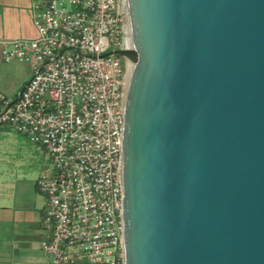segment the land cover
<instances>
[{"label": "water", "instance_id": "water-1", "mask_svg": "<svg viewBox=\"0 0 264 264\" xmlns=\"http://www.w3.org/2000/svg\"><path fill=\"white\" fill-rule=\"evenodd\" d=\"M126 3L125 264H264V0Z\"/></svg>", "mask_w": 264, "mask_h": 264}, {"label": "built area", "instance_id": "built-area-1", "mask_svg": "<svg viewBox=\"0 0 264 264\" xmlns=\"http://www.w3.org/2000/svg\"><path fill=\"white\" fill-rule=\"evenodd\" d=\"M34 39L0 40L6 62L34 75L0 126L46 148L37 180L47 198L42 249L57 264H125L122 122L128 60L126 0H34Z\"/></svg>", "mask_w": 264, "mask_h": 264}, {"label": "crops", "instance_id": "crops-1", "mask_svg": "<svg viewBox=\"0 0 264 264\" xmlns=\"http://www.w3.org/2000/svg\"><path fill=\"white\" fill-rule=\"evenodd\" d=\"M33 4L34 0H0V40L37 37ZM2 130L0 128V264H57L41 246L46 230L35 222L33 232L27 233L20 225L23 217L16 199V161L8 158L9 152L14 153L11 151L15 143Z\"/></svg>", "mask_w": 264, "mask_h": 264}, {"label": "rangeland", "instance_id": "rangeland-1", "mask_svg": "<svg viewBox=\"0 0 264 264\" xmlns=\"http://www.w3.org/2000/svg\"><path fill=\"white\" fill-rule=\"evenodd\" d=\"M0 46V94L8 101H15L25 85L32 79L34 68L32 63L18 59L6 62L1 56ZM4 135L13 139L15 149L9 152V160L16 161L17 202L22 212L23 220L20 223L27 233H32V227L37 225L46 230L44 213L47 206L46 196L39 190L37 180L50 165L49 154L45 147L33 143L26 135L13 129L0 126ZM2 132V135H3ZM38 226V227H39ZM74 264H102L93 262H77Z\"/></svg>", "mask_w": 264, "mask_h": 264}, {"label": "flooded vegetation", "instance_id": "flooded-vegetation-1", "mask_svg": "<svg viewBox=\"0 0 264 264\" xmlns=\"http://www.w3.org/2000/svg\"><path fill=\"white\" fill-rule=\"evenodd\" d=\"M120 59H121V61H126V60H128V59L125 58V57H120Z\"/></svg>", "mask_w": 264, "mask_h": 264}]
</instances>
